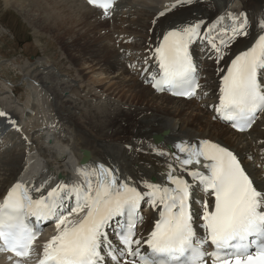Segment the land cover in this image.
<instances>
[{"label":"bare ground","instance_id":"bare-ground-1","mask_svg":"<svg viewBox=\"0 0 264 264\" xmlns=\"http://www.w3.org/2000/svg\"><path fill=\"white\" fill-rule=\"evenodd\" d=\"M14 1L18 13L39 28V31L36 29L38 35L43 37L48 33L61 40L66 38L65 43H60L85 78L89 79L91 74H106L110 82L101 87L105 92L102 106L107 110L99 112L93 109L92 100L82 98L80 89L75 86L71 87L73 94L78 95L75 99L67 86L61 91L62 79L55 70V73L51 71V67L34 71L26 78L33 89L32 100L27 105L31 113H25L27 122L24 125L15 123L16 113L6 110L0 117L16 126L12 133L2 135V140L10 143L8 149L3 148L0 141V200L17 183L26 186L35 198H42L60 186L82 190L89 179L95 183L102 169L111 172L120 182L146 193V185L164 187L171 184L169 173L191 181L188 172L180 171L177 162L185 158L180 147H198L204 141L224 147L239 161L247 163L255 185L264 190V112L261 114L263 123L258 121L249 134H238L224 123L214 122L215 113L203 109L206 104L207 107H219L222 78L231 61L264 35L261 29L264 25V0H257L260 4L253 5V9L246 6L251 0H240L242 5L238 9L231 8L232 0L134 1L125 12L116 13L123 1L106 14L107 18L83 0ZM173 5L181 6L170 7ZM178 8L181 10L176 13ZM210 9L216 10L211 17L208 16ZM237 11L238 22L235 19L224 26L219 24L223 18L236 15ZM160 13L166 15L161 16ZM107 22L119 30L116 39L107 30ZM191 25H199L201 33L189 45L198 77H202L198 97L186 101L155 93L146 82L158 74L157 48L169 31ZM237 25L246 27L249 36L231 41L229 44L240 40L242 45L235 48L226 61L218 59L209 40L216 37L219 46L220 34H224V39H230ZM124 40L127 43L132 40V44H125ZM37 64L46 67L43 61ZM44 74L51 81L55 78L54 87L45 80ZM66 82L63 85L71 81ZM97 94L99 96L101 92ZM108 103L114 105L108 108ZM81 105H85V109ZM128 126L131 129H127ZM158 135L163 137L161 144L154 142V136ZM169 145H173V153L168 151ZM84 151L90 153L85 164L81 162ZM245 158H253L257 165L255 169L248 166L250 162H245ZM37 188L42 191H35ZM193 190V199L198 205H193V208L196 220H199L204 210L202 201L210 207L212 196L199 186ZM62 204H65L64 212L74 208L71 193ZM148 206L140 238L145 237L144 232L148 233L154 221L158 220L159 208L154 210L149 203ZM70 219L77 221V216H70ZM0 264L17 263L0 254Z\"/></svg>","mask_w":264,"mask_h":264},{"label":"snow or ice","instance_id":"snow-or-ice-1","mask_svg":"<svg viewBox=\"0 0 264 264\" xmlns=\"http://www.w3.org/2000/svg\"><path fill=\"white\" fill-rule=\"evenodd\" d=\"M88 2L107 13L115 0ZM199 27L186 26L163 37L157 48L163 75L152 84L153 88L172 90L173 95L187 98L194 95L190 85L194 84L196 68L189 45L201 35ZM261 29L264 31V25ZM246 31V27L237 25L228 40L221 33L219 46L217 38L212 37L209 43L217 58L223 59L222 49L246 35ZM185 87L186 91L181 90ZM261 112H264V35L231 61L222 78L218 108L219 117L240 131L250 127ZM180 151L185 154L184 159L177 161L180 171H187L191 181L169 173L174 187L146 185V194L103 169L95 188L89 179L82 190L60 186L42 198H34L26 186L15 184L0 204V253H10L17 258V264L27 260H34V264H103L106 229L118 227V218L135 216L141 201L150 199L153 209H160L159 219L146 241L150 251L141 254L134 247L141 241L133 239L135 222L126 220L127 227L119 232L120 255L126 251L136 260L122 264H205L207 258H211L212 264H264V190L255 185L236 155L224 147L204 141L198 147L182 145ZM196 165L206 171L195 170ZM196 186L214 198L211 211L207 202L202 204L204 210L199 218L204 221V237L195 227L193 205L197 202L192 190ZM69 193L74 208L64 212L62 201ZM82 212L81 219H70ZM30 218L37 223L52 221L57 229V234L39 251L35 241L41 232ZM208 247L214 250L209 253Z\"/></svg>","mask_w":264,"mask_h":264},{"label":"rangeland","instance_id":"rangeland-1","mask_svg":"<svg viewBox=\"0 0 264 264\" xmlns=\"http://www.w3.org/2000/svg\"><path fill=\"white\" fill-rule=\"evenodd\" d=\"M8 1L9 0H0V19H2V17H4V15H6L7 12L12 13V15H15L26 26V29L29 32L28 35H30V37L33 39V44L29 47H25L26 48L25 53L19 55L17 49H15L16 43L12 39V35L10 34L8 30H6L4 27L0 25V104L4 106V109H8L9 112L14 111L16 115L18 116V121H21V119L25 121L24 112L28 110L27 105H28V102L31 100V91L33 90L32 88L29 87V85H27V82L25 79L28 78L29 75H32L34 71L40 72L41 70L37 69L39 65H37L36 63L38 61H44V62H47L48 66L53 65L51 67V71L53 73L56 72L58 74V77L62 79L61 88H60L61 91H63L62 89L66 88V86L69 88V91L71 92L74 90L71 88L73 86H75V88L77 89L81 88L80 89V91H82L81 95L84 94L85 92L88 93V96L86 97L83 96L82 98H84L86 101H88L89 99L92 100L93 109L95 111H99V112L106 111L107 108L102 106L104 101L103 103L101 102L102 100L97 101L98 99H100L98 98L97 93L101 92L102 95L105 93L103 90H101V87L103 86L105 87L106 85H109L110 81L108 82V80L110 77H107V75H101V74H91L92 76L91 75L88 76L89 79L85 78V76L81 72V69L76 67L74 60L73 61L71 60L69 54L66 53L67 51H65L66 49L61 44L63 43V41L65 43L66 38H64L65 40H61L55 34H48V33H45L46 35H44L43 37L40 34L38 35L37 32L39 31V28H37L33 24L32 26L22 15H20V13H18L19 10H17L18 8L16 7L14 0L9 1V3ZM134 1L141 2L143 0H127V2L124 3L125 5L122 4L124 6L123 8L121 7L118 12L119 13L121 12L123 13V11L125 12L126 9L124 8L128 7L130 3H135ZM144 1H147V0H144ZM256 3L260 4L257 0H251L249 3L246 4V6L248 9H253V5H255ZM236 6L241 7V4L239 1H234L232 7H236ZM180 10L181 8H178L176 13H178ZM215 13H216L215 9H210L208 11V16L211 17ZM109 26H106L107 30H109L108 29ZM36 29H38V31ZM112 29L114 30L113 33L111 29L109 31H111V34L113 37L115 35L114 38L116 39V36L118 35L119 30L113 27ZM249 34L250 33L246 31V35L244 36L248 37ZM18 38L21 42L24 41L22 37H18ZM241 45H242V42L240 40H237L233 44H229L227 47H224L222 49L223 59L221 60L226 61L228 56L231 54V52L235 48L240 47ZM73 54H76V52L73 51ZM33 56H38V58L33 57ZM55 58L58 59V61ZM69 64L72 65L73 67H71ZM66 66L68 70L65 68ZM27 67L31 71L26 70ZM25 70H26V74H25ZM75 70L77 74L75 73ZM45 71L47 72L48 70H45ZM70 76L73 77L74 79L73 78L70 79ZM43 77L45 78V80L50 82L53 85V87L55 86V78H53V80L51 81L47 74L46 75L44 74ZM75 79H78L79 82L81 81V83L76 84ZM66 81H71V82L69 84L63 85V83H67ZM100 81L103 83H100ZM14 89H16V96L12 93ZM97 90H99V92ZM73 93L74 92H72V94ZM101 94L100 96H102ZM76 95H73V96L76 97ZM45 101H47V99ZM53 102H54V107L56 108V105H55L56 102L55 101ZM111 105H114V104L108 103V108ZM117 106H120V105H117ZM81 108L85 109V105H81ZM105 119L106 118H104V120ZM30 126H33V125H30ZM131 126H128L127 129H131ZM90 128H91V125L89 126V129ZM123 136H127V135H123ZM8 145L9 143L6 140L3 141V146H8ZM5 150L6 149H4L3 151Z\"/></svg>","mask_w":264,"mask_h":264}]
</instances>
